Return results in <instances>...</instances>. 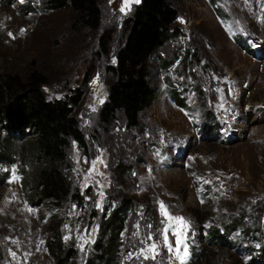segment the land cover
I'll return each mask as SVG.
<instances>
[{
  "label": "rangeland",
  "instance_id": "1",
  "mask_svg": "<svg viewBox=\"0 0 264 264\" xmlns=\"http://www.w3.org/2000/svg\"><path fill=\"white\" fill-rule=\"evenodd\" d=\"M45 2L0 0V76L37 71L50 98L84 93L75 115L87 146L72 141L64 170L83 200L36 201L29 144L7 156L0 145V264H86L124 199L120 264H264V0H172L178 34L150 58L157 96L133 128L100 111L140 0H98V28ZM217 230L226 238L211 239Z\"/></svg>",
  "mask_w": 264,
  "mask_h": 264
},
{
  "label": "trees",
  "instance_id": "2",
  "mask_svg": "<svg viewBox=\"0 0 264 264\" xmlns=\"http://www.w3.org/2000/svg\"><path fill=\"white\" fill-rule=\"evenodd\" d=\"M45 5L49 9L72 7L83 24L91 28L100 25L98 0H46ZM178 17L179 9L172 0H140L136 4L124 44L116 54V63L110 66L113 79L100 111L103 123L121 114L129 128L139 126L142 112L157 96L150 81V58L176 37L174 24ZM88 79L89 76L85 82ZM46 82V77L37 71L27 80L16 73L0 76V134L5 133L0 141L1 150L7 156L10 148L29 144L31 153L39 161L31 186L36 201L60 202L69 198L82 201L83 197L73 190L64 170L72 141L81 147L87 146L86 135L75 115L84 93L78 88L66 97L50 98L44 89ZM132 204L131 200L124 199L103 220V239L97 242V252L86 264H120L121 233ZM214 238L226 237L217 230L211 231V239ZM48 246L59 263L68 258L69 249L63 248L60 238L50 239Z\"/></svg>",
  "mask_w": 264,
  "mask_h": 264
},
{
  "label": "snow or ice",
  "instance_id": "3",
  "mask_svg": "<svg viewBox=\"0 0 264 264\" xmlns=\"http://www.w3.org/2000/svg\"><path fill=\"white\" fill-rule=\"evenodd\" d=\"M136 2L138 3L139 0H136ZM10 35H11V33H10ZM100 162L102 163L103 161H100ZM95 163H96V162L93 161V168H95ZM14 178H15V177H14ZM161 210H162V213H163L165 216L168 215V214H167V211H166V209H165V207H164V205H163V202H161ZM168 218H169V220H173V221H175V222H177V223H179V224H183V223H184V218H183V217H168ZM164 232H165V235H164V242H165L166 244H168L167 229H165ZM147 239H151V237L149 236ZM181 243H182V241H181V239H180V236H179V234H177V245H178V247H177V249H176V252H177L178 254H179V251H180L179 245H180ZM168 247H169V250H171V244H168ZM156 249H157V245H156L155 243H152L151 245H149V246L147 247V249H141V250H140V253L137 255V259H139L140 256H143L145 252H152V253H155ZM184 254L187 255V246H186V245L184 246ZM12 255H13V257H15L16 254L13 252ZM130 257H131V254H130ZM144 258L147 259L148 257L145 256ZM152 258L154 259L155 256L153 255ZM181 259H182V258H181Z\"/></svg>",
  "mask_w": 264,
  "mask_h": 264
}]
</instances>
